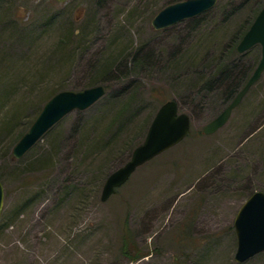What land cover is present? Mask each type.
<instances>
[{"label": "rangeland", "instance_id": "rangeland-1", "mask_svg": "<svg viewBox=\"0 0 264 264\" xmlns=\"http://www.w3.org/2000/svg\"><path fill=\"white\" fill-rule=\"evenodd\" d=\"M169 2L0 0V264H264V252L235 260L234 226L264 191V73L224 127L203 132L230 103L221 83L261 60L260 45L227 51L256 0H219L154 29ZM97 85L107 88L99 102L13 158L51 91ZM173 98L191 117L189 136L103 202L109 175Z\"/></svg>", "mask_w": 264, "mask_h": 264}, {"label": "water", "instance_id": "water-1", "mask_svg": "<svg viewBox=\"0 0 264 264\" xmlns=\"http://www.w3.org/2000/svg\"><path fill=\"white\" fill-rule=\"evenodd\" d=\"M219 0H182L162 8L153 18L152 26L163 30L196 18L214 9ZM256 45L262 47V57L253 75L247 81L236 98L215 119L203 129L206 135H212L221 129L230 119L233 110L264 73V7L261 9L250 29L237 46V52L243 54ZM107 93L104 85L84 90L66 89L56 93L43 106L41 112L13 148L14 159L22 158L50 129L73 111H85L101 100ZM191 118L180 113L175 100L165 102L156 112L145 136L137 146L129 161L111 173L102 191V201H107L117 189L122 187L136 170L157 156L181 143L190 133ZM4 187L0 181V218L4 206ZM238 247L235 260L243 263L255 255L264 252V192L253 193L243 204L234 221Z\"/></svg>", "mask_w": 264, "mask_h": 264}, {"label": "trees", "instance_id": "trees-1", "mask_svg": "<svg viewBox=\"0 0 264 264\" xmlns=\"http://www.w3.org/2000/svg\"><path fill=\"white\" fill-rule=\"evenodd\" d=\"M178 1H182V0H170L169 4L178 2ZM264 7V0H256V5H255V9H254V14H253V20L248 23L247 25H243L241 26V28L238 30V32L234 35V37H236V39L233 40V43H230L229 45H227V51L231 52L233 51L234 53H237L236 48L238 43L240 42V40L242 39V37L245 35V33L248 31V29L250 28V26L252 25V23L254 22L256 16L258 15V13L260 12V10ZM196 18L192 19L195 20ZM238 54V53H237ZM254 68L251 69H241L237 74H233L232 76H228V81L225 83L222 82L221 84H223V87L219 88L220 90H223V96L225 98V102L229 103L230 101H232L234 99V97L238 94V92L244 87V85L246 84V82L248 81V79L251 77L252 73H253ZM226 74H230V73H225ZM228 84V85H227ZM227 85V86H226ZM64 86H60L57 87L56 89H54L53 91L50 92V97L49 99L55 95L56 93H58L63 89ZM111 98V97H110ZM174 100H176V98H173ZM112 100H115L112 98ZM169 99H167L166 101H168ZM48 101V100H47ZM165 100L162 101V104L166 102ZM177 101V100H176ZM46 103V102H45ZM178 103V101H177ZM179 105V103H178ZM43 106H39L37 107L34 115L32 116V119L30 121V123H28L27 126V130L30 128V126L32 125V123L35 121V119L37 118V116L39 115L40 111L42 110ZM17 115H14L13 118L16 119L18 117H16ZM153 114L151 115L150 119L147 120L146 124H145V128H147L149 126V124L151 123L152 119H153ZM11 123L8 124V126Z\"/></svg>", "mask_w": 264, "mask_h": 264}]
</instances>
